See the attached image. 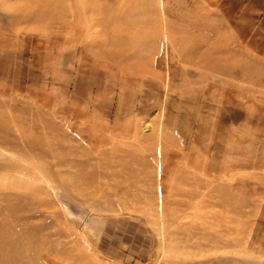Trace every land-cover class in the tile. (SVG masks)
I'll return each instance as SVG.
<instances>
[{
  "label": "rangeland",
  "instance_id": "374dc122",
  "mask_svg": "<svg viewBox=\"0 0 264 264\" xmlns=\"http://www.w3.org/2000/svg\"><path fill=\"white\" fill-rule=\"evenodd\" d=\"M0 264H264V0H0Z\"/></svg>",
  "mask_w": 264,
  "mask_h": 264
},
{
  "label": "crops",
  "instance_id": "0c3cea01",
  "mask_svg": "<svg viewBox=\"0 0 264 264\" xmlns=\"http://www.w3.org/2000/svg\"><path fill=\"white\" fill-rule=\"evenodd\" d=\"M255 1V0H254Z\"/></svg>",
  "mask_w": 264,
  "mask_h": 264
}]
</instances>
